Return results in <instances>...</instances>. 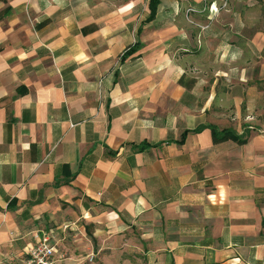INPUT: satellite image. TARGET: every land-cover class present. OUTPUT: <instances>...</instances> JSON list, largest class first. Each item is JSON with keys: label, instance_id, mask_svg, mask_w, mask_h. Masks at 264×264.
Wrapping results in <instances>:
<instances>
[{"label": "crops", "instance_id": "1", "mask_svg": "<svg viewBox=\"0 0 264 264\" xmlns=\"http://www.w3.org/2000/svg\"><path fill=\"white\" fill-rule=\"evenodd\" d=\"M223 2L0 0V264H264V43Z\"/></svg>", "mask_w": 264, "mask_h": 264}, {"label": "built area", "instance_id": "2", "mask_svg": "<svg viewBox=\"0 0 264 264\" xmlns=\"http://www.w3.org/2000/svg\"><path fill=\"white\" fill-rule=\"evenodd\" d=\"M197 13L198 12L194 8H189L186 11L187 16ZM64 229L67 230L68 227ZM52 236L53 234L48 233L37 235L35 237L36 244L29 249L27 253L28 257L24 264H64L66 256L65 254H60L57 246L52 244ZM96 257L95 254H91L87 257V262L93 263Z\"/></svg>", "mask_w": 264, "mask_h": 264}, {"label": "rangeland", "instance_id": "3", "mask_svg": "<svg viewBox=\"0 0 264 264\" xmlns=\"http://www.w3.org/2000/svg\"><path fill=\"white\" fill-rule=\"evenodd\" d=\"M224 2H227L229 0H223ZM235 3L232 6H236L239 2V7L235 8L238 10L246 9V12L244 14L250 15V25L251 28L248 30L251 40V50L256 51L257 45H262L264 43V0H230ZM223 2V3H224ZM225 4V3H224ZM188 10V9H187ZM218 12V10H217ZM257 36L260 37V39L255 40ZM250 122H252V119H250Z\"/></svg>", "mask_w": 264, "mask_h": 264}, {"label": "trees", "instance_id": "4", "mask_svg": "<svg viewBox=\"0 0 264 264\" xmlns=\"http://www.w3.org/2000/svg\"><path fill=\"white\" fill-rule=\"evenodd\" d=\"M160 1L161 0H150V10H151L150 20H153L156 17L157 9L160 4ZM214 137H215V142H223L228 139L238 140L241 143L244 142L239 140L238 137H236L232 132L229 131H224L222 133L214 131Z\"/></svg>", "mask_w": 264, "mask_h": 264}]
</instances>
